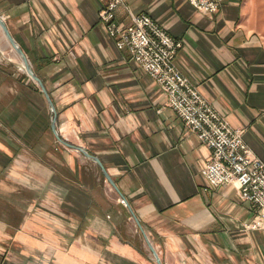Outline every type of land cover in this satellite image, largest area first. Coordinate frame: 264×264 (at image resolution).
<instances>
[{"label": "crops", "instance_id": "0c3cea01", "mask_svg": "<svg viewBox=\"0 0 264 264\" xmlns=\"http://www.w3.org/2000/svg\"><path fill=\"white\" fill-rule=\"evenodd\" d=\"M216 1L126 0L114 18L146 14L180 40L179 72L264 163V13ZM103 3L0 0L44 89L0 29V264H264L257 207L207 185L211 151L116 48Z\"/></svg>", "mask_w": 264, "mask_h": 264}, {"label": "built area", "instance_id": "2783aa9c", "mask_svg": "<svg viewBox=\"0 0 264 264\" xmlns=\"http://www.w3.org/2000/svg\"><path fill=\"white\" fill-rule=\"evenodd\" d=\"M100 1L104 3L98 11V20L116 48L130 53L134 63L165 94L166 106L211 151L202 170L207 185H232L242 201L257 207L258 218L264 224V163L244 142L243 130L232 127L179 72L174 61L182 42L171 38L146 14H130L127 25L117 23L115 9L124 6L126 0ZM187 1L198 11L218 10L216 0Z\"/></svg>", "mask_w": 264, "mask_h": 264}, {"label": "water", "instance_id": "95a60500", "mask_svg": "<svg viewBox=\"0 0 264 264\" xmlns=\"http://www.w3.org/2000/svg\"><path fill=\"white\" fill-rule=\"evenodd\" d=\"M0 29H1V31H2V33H3V35H4V37H5L6 40L8 41V43L11 45V47L13 48V50H14V51L17 53V55L20 57V59H21V61H22V64H23V66H24V68H25V70H26L28 76H29L32 80H34L36 83H38V84L41 86L42 90H44L43 87H42V85H41V83H40V81L38 80V78L35 76V74H34L33 71L31 70V67H30V65H29V63H28L26 57L24 56V54H23L22 51L20 50L19 46L16 44V42L12 39V37H11L10 34L8 33V30L6 29V27H5L4 23H3V21L1 20V18H0ZM46 96H47V95H46ZM47 100H48V103H49V105H50V109H51L52 113H54V107H53L52 103L50 102V99L48 98V96H47ZM52 121H53V120H52ZM84 155H85L88 159H90V160L94 161L95 163L99 164V161H98L95 157L90 156V155L87 154L86 152H84Z\"/></svg>", "mask_w": 264, "mask_h": 264}, {"label": "rangeland", "instance_id": "374dc122", "mask_svg": "<svg viewBox=\"0 0 264 264\" xmlns=\"http://www.w3.org/2000/svg\"><path fill=\"white\" fill-rule=\"evenodd\" d=\"M251 2H252V5H253L254 7L257 6L258 9H259V10H262V12L264 13V0H251ZM2 37H3L4 41H5V42H4L5 45H6L8 48L11 49L10 45H9V44H6V39H5V37H4L3 35H2ZM12 51H13V50H12ZM12 54H13L14 57H17L14 51L12 52ZM16 59H18V58H16ZM18 61H19V60H18Z\"/></svg>", "mask_w": 264, "mask_h": 264}]
</instances>
